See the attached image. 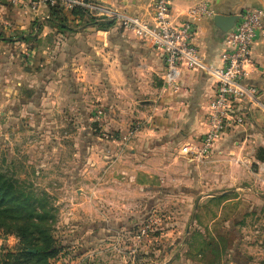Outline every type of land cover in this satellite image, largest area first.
Returning a JSON list of instances; mask_svg holds the SVG:
<instances>
[{"label":"rangeland","instance_id":"1","mask_svg":"<svg viewBox=\"0 0 264 264\" xmlns=\"http://www.w3.org/2000/svg\"><path fill=\"white\" fill-rule=\"evenodd\" d=\"M74 76L85 81L83 73ZM84 88L78 86L89 109H84L86 129L97 140L92 147L81 145L78 134L85 125L64 88L54 89L51 112L42 114V136L35 105L24 108L38 93L26 92L22 97L27 102L13 105L24 113L15 118L12 135L3 134L7 119L1 113L14 112L13 96L0 93V171L26 195L45 198L58 248L48 264H170L175 258L174 264H264V185L254 186L247 176L217 183L205 166L186 171L188 179L198 175L201 183L193 179L183 180L185 184L177 177L166 181L162 170L152 182L144 176L131 184L137 164L124 159L132 156L133 126L118 134L107 122L98 86ZM118 113L113 107L109 116L116 119ZM106 145L116 148L108 152ZM188 153L178 149L170 156L179 161ZM176 239L184 242L173 246ZM3 248L17 249L18 242L0 230V264Z\"/></svg>","mask_w":264,"mask_h":264},{"label":"crops","instance_id":"2","mask_svg":"<svg viewBox=\"0 0 264 264\" xmlns=\"http://www.w3.org/2000/svg\"><path fill=\"white\" fill-rule=\"evenodd\" d=\"M86 1L153 22L155 0ZM199 3H205L214 15L195 21V44L209 65L220 66L224 35L215 27L214 17L237 16L251 8L264 10V0H172L171 20L183 21L187 11ZM62 19L64 23L52 15L50 8H43L37 15L7 3L0 9V93L5 96L11 93L10 105L14 111L1 113L3 120L10 123V126L7 120L4 123L3 134L12 135L15 118L24 113L13 105L22 103L26 92L33 95L36 91V98L23 103L28 104L25 109L35 105L37 115L32 113L36 115V128H40L38 133L42 136L44 123L41 119L50 110L49 104H54V89L64 88V97L67 94L71 97L67 99L76 104L80 120L85 125L78 134L81 145L92 147L96 139L86 129L89 128V115L84 112L89 113V109L84 107L86 100L78 86L85 87L86 92L95 84L106 105L103 104L108 124L121 135H125L127 126H133L130 129L135 132V137L128 144L132 156L124 159L134 160L137 164V172L131 175V184L132 181H135L133 184L143 181L144 176L152 182L162 170L166 181L177 177L185 182L196 179L201 183L198 175L188 179L186 171L205 166L213 170L215 175L212 178L217 183H235L247 176L254 186L264 185V117L249 116L244 125L225 134L202 163L191 161L193 155L189 154L178 161V157L170 156L171 151L181 149L185 153L189 149H198L208 130L207 116L215 95L214 81L203 72L189 71L183 74L177 91L164 89V56L151 43L124 31L116 23L108 30H98L90 24L87 16L81 18L64 10ZM252 59L255 68L249 70L246 82L259 88L264 99V36L256 40ZM73 72L83 73L85 81H78ZM71 107L68 104L66 109L72 111ZM113 107H118L119 117L116 119L109 116ZM49 119L51 117L47 116ZM106 146L108 152L116 148ZM121 171L125 173L122 168ZM253 188L250 190L259 195ZM183 242L176 239L173 246ZM175 259L170 264H174Z\"/></svg>","mask_w":264,"mask_h":264},{"label":"built area","instance_id":"3","mask_svg":"<svg viewBox=\"0 0 264 264\" xmlns=\"http://www.w3.org/2000/svg\"><path fill=\"white\" fill-rule=\"evenodd\" d=\"M4 3L14 8L28 9L35 15L43 8H60L64 11L83 9L98 20L116 23L124 31L151 43L162 52L164 89L177 91L185 72L207 74L215 83V95L209 104L208 130L201 138L198 149L188 150V154L193 155L191 161L202 162L212 154L225 134L244 125L249 116L264 117L262 91L246 82L249 70L255 68L253 46L258 37L264 36V10L261 8L245 9L237 15L235 27L224 35L220 66H212L205 61L195 44V21L214 15L205 3L191 7L183 21L173 22L172 0H155L152 23L137 15L86 0H0V9Z\"/></svg>","mask_w":264,"mask_h":264},{"label":"trees","instance_id":"4","mask_svg":"<svg viewBox=\"0 0 264 264\" xmlns=\"http://www.w3.org/2000/svg\"><path fill=\"white\" fill-rule=\"evenodd\" d=\"M52 15L64 23L63 10L51 8ZM73 15L88 17L98 30H108L112 21H99L83 9H74ZM62 19V20H61ZM45 198H33L19 188L15 180L0 171V230L4 237H14L18 248H3L2 264H48L58 255V248L49 224L52 215L47 210ZM29 250L35 251L28 252Z\"/></svg>","mask_w":264,"mask_h":264},{"label":"water","instance_id":"5","mask_svg":"<svg viewBox=\"0 0 264 264\" xmlns=\"http://www.w3.org/2000/svg\"><path fill=\"white\" fill-rule=\"evenodd\" d=\"M213 20H214L215 27L223 35H225L227 32H229L235 27V24L238 20V16L236 15H230V16L216 15ZM30 252L35 253V251H32V250H30Z\"/></svg>","mask_w":264,"mask_h":264}]
</instances>
